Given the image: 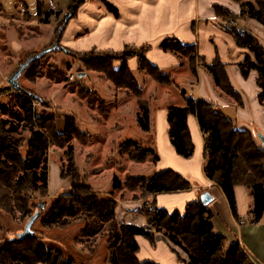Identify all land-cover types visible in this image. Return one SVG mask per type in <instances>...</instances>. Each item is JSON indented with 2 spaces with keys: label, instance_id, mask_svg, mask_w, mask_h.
<instances>
[{
  "label": "trees",
  "instance_id": "16d2710c",
  "mask_svg": "<svg viewBox=\"0 0 264 264\" xmlns=\"http://www.w3.org/2000/svg\"><path fill=\"white\" fill-rule=\"evenodd\" d=\"M230 1L239 4L237 15L225 6L213 5L214 15L222 22L225 31L232 35L235 45L246 50L244 61L238 64L239 73L244 79L251 72L257 74V102L261 105L264 116V48L253 34L236 27L237 21L251 18L264 27V0ZM107 8L115 17L118 16L115 8L109 5ZM69 9L72 11L69 18H72L77 8L69 5ZM151 47L150 43L138 47L125 45L124 50L119 53L103 51L97 53L95 58L88 57L90 52L82 53L85 57L80 61L88 70L101 73L116 89H124L140 99L141 88L127 64L130 59L135 58L136 71L144 72L153 82L166 87L172 84L169 74L147 61L146 54L152 50ZM160 48L179 60L186 58L189 71L194 76L196 68L202 67L224 96L238 107L243 106L241 96L231 86L225 70L226 64L217 56L209 65L198 55L197 47L184 45L175 38H166L160 43ZM115 62L119 64L117 67ZM185 95V91H182L183 107L169 106L166 110L169 144L179 158L185 160L193 156L195 147L188 129V117L194 116L203 134L204 175L222 190L231 215L238 223L240 218L237 215L235 188H246L252 202L247 222L258 224L264 213V150L257 132L254 134L248 129H239L231 118L221 112L216 103L195 101ZM36 102L43 100L24 90L16 91L17 111L14 114L19 117L18 121L22 126L0 119V212H18L21 218L28 220L39 212L37 219H40L44 228H63L70 225L69 221L73 218L84 215L87 220L84 221L86 223L81 231L84 238L80 239V243H88L89 240L94 243L106 225L108 264H157L137 259L136 254L140 248L136 237L147 239L152 245L159 240L165 241L178 259L176 248L186 255V261H182L184 264H255L236 238L229 243L224 235L214 231L212 210L209 205L200 203V200L189 203L183 213H168L157 208L154 202H142L137 213L145 218V228L115 221L116 202L99 197V193L84 181L75 168L70 147L66 149L67 173L60 174L61 180H71L70 189L66 195L58 196L47 207L44 199L48 197L49 186L46 166L48 146L54 143L63 148L71 136L80 138L81 134L76 127L75 117L70 114L61 115L59 111L57 114L52 112L51 116L38 115ZM8 106L9 104L0 102L2 111L7 110ZM137 106L141 114L136 119L142 129L148 131L151 121L149 106L143 100H138ZM60 119L63 122L61 130L57 123ZM20 129L28 134L26 144L15 139L14 135ZM117 149L119 154L126 155L135 163H142L151 156L154 165L157 164V154L141 148L134 141L120 144ZM130 181L146 197L186 192L192 187L187 179L173 170L154 174L150 178L129 177L124 184L114 177L111 187L113 190L122 186L126 188ZM40 205L43 207L40 208ZM43 239L42 234H36L33 230L31 237L23 240L17 237L3 238L0 241V264H77L73 259H67L62 251L45 246Z\"/></svg>",
  "mask_w": 264,
  "mask_h": 264
},
{
  "label": "rangeland",
  "instance_id": "374dc122",
  "mask_svg": "<svg viewBox=\"0 0 264 264\" xmlns=\"http://www.w3.org/2000/svg\"><path fill=\"white\" fill-rule=\"evenodd\" d=\"M11 1L14 0H2L5 8L10 11L13 10ZM26 1L31 15L36 17V0ZM86 1L91 3L101 1L105 10L110 12L107 8L109 4L104 0H70L63 5L64 12L56 11L49 20L48 18L37 21L36 18H32V20L25 11L23 16L11 18L6 22L0 21V102L9 104L6 112L0 108V119L7 120L9 124L18 123L22 126L18 121L19 117L14 114V111H17L16 91L10 88L7 81L18 70V66L25 63L29 57L56 45L39 61L27 66L18 78L22 90L43 100L35 104L39 110L38 115L51 116L52 112L58 113V111L61 115L70 114L75 117L76 127L81 134L80 138L71 136L63 148L54 143L48 146L46 166H48L49 186L48 197L44 199L47 207L58 196L66 195L70 189L71 180L60 179L61 173L63 175L67 173V147L72 150L76 170L84 181L99 193V197L113 201L151 202L150 197L144 196V192L139 187H134L136 184L133 181H130L126 188L122 186L120 189H112L114 177L118 178L121 184H124L129 177L150 178L154 165L151 156L142 163H135L126 155L119 154L117 147L127 141H134L141 148L152 150L158 156L156 124L153 119L157 108L183 107L185 104H182V97L172 87L169 88V92L165 86L153 82L142 71H134L142 92L140 99H137L124 89H116L101 73L88 70L83 65L80 60L85 56L82 53L90 52L88 57L95 58L97 53L103 52L99 48L107 46L109 40L106 37L113 31L112 29L105 31L102 36L100 32L90 36L92 33L87 32L82 26L78 27V24L68 28L69 22L76 20L80 5ZM69 5L74 9L77 8L72 18H69L72 12ZM13 14L16 16L15 13ZM194 25L196 26L195 21H192L188 26V32L192 36L195 35L192 31ZM210 25L212 29L215 28V25ZM221 28L225 31L224 27ZM168 29L171 28L166 27L165 31ZM125 31L117 32L120 41L130 40L131 33ZM133 32L132 34L137 35L138 39L143 38L144 32L141 29ZM212 40L214 41V38L207 39L208 44H211ZM143 44L146 43L138 46ZM123 48L120 51H123ZM77 49L82 50L77 51ZM179 61L188 63L186 58H181ZM114 65L119 64L115 62ZM179 70L184 72L182 67ZM69 76L73 77L72 80L68 79ZM185 93L188 91L185 90ZM138 100L146 101L149 106L151 121L148 131L143 130L136 119L141 114L137 106ZM57 123L58 129L61 130L62 120H58ZM14 136L21 144H26L28 136L26 132L20 129ZM85 219L84 215L73 218L69 221L70 225L63 228H44L40 219H37L33 223L32 230L36 234H42L45 246L62 251L67 259H73L77 264H104L103 260L109 251L107 227L106 225L103 227L94 243L90 240L88 243L85 241L80 243V239L84 238L81 231L86 223ZM247 219L248 217L245 223H248ZM27 221L28 219L21 218L18 212H0V241L3 238L17 237V234L24 230ZM261 221L264 223V216Z\"/></svg>",
  "mask_w": 264,
  "mask_h": 264
},
{
  "label": "crops",
  "instance_id": "0c3cea01",
  "mask_svg": "<svg viewBox=\"0 0 264 264\" xmlns=\"http://www.w3.org/2000/svg\"><path fill=\"white\" fill-rule=\"evenodd\" d=\"M69 1L36 0L37 13L34 17L30 13L26 0L11 1L10 4L13 5L11 11L7 10L0 0V21L6 22L11 18L23 16L25 11L31 19L36 18V21L45 18L49 20L56 11L64 12L63 5ZM104 2L117 10V17L106 11L101 1L93 3L86 1L80 5L76 20L70 21L68 28L78 24V27L82 26L87 32L92 33L90 36L98 32L102 36L105 31L112 29L113 31L106 37L109 40L107 46L99 48L100 51H120L124 45L138 46L142 43H151L152 50L146 54V59L171 76L172 84L168 87L165 86L168 91L172 87L181 96L182 91L186 90L188 91L185 95L187 98L216 103L221 112L231 118L239 129L245 128L254 134L258 132L264 136L263 109L257 102L259 91L256 86L257 74L251 72L248 78L244 79L239 73L238 64L244 61L243 55L246 50L237 47L232 35L222 30V22L215 17L213 10V5L225 6L237 15L239 13L238 3H233L230 0H104ZM13 13L16 16H13ZM192 21H195L196 24L192 29L193 33L195 32V37L188 32V26ZM210 24L215 25V28L212 29ZM237 26L253 34L259 45L264 48V27L262 24L251 18L237 21ZM166 27L171 29L165 31ZM137 29L144 32L141 40L137 35L132 34ZM120 30L130 32L132 35L130 37L128 34L130 40L120 41L117 35ZM166 38H175L184 45L197 47L198 55L202 56L209 65L216 56L223 64L225 63V70L230 78L231 86L241 96L243 106L238 107L230 98L224 96L214 86L211 77L202 67L196 68V76H194L189 71L188 63L180 62L168 52L164 53L160 48V43ZM211 38H214V41H211L212 45L207 42V39ZM81 50L77 49V51ZM127 64L133 72L136 71V60H129ZM181 67L184 72L179 70ZM190 92L191 94H189ZM182 104H184V99ZM166 110L167 108H157L153 116L156 124L159 155L157 164L152 167V175L173 170L187 179L192 187L186 192L151 196L149 200L154 202L157 208L166 210L168 213H173V211L183 213L189 203L199 200L202 193H209L212 197L209 206L213 213L214 231L224 235L229 243L236 238L244 252L255 264H264V223L261 220L258 224L245 223L252 204L248 190L244 187L235 188L237 215L240 218V223H238L231 215L222 190L204 175L203 134L200 132L197 119L194 116L188 117V129L195 150L192 157L183 160L175 154L173 147L169 144ZM115 202V221L147 227L145 218L137 213L142 203L140 200L129 202L115 200ZM158 237L157 235L156 238ZM135 239L140 248L136 254L140 262L184 264L182 261H186V255L183 252L176 248L179 260L177 255L172 252V247L163 240L152 245L142 237ZM108 258L109 251L103 260L104 264H108Z\"/></svg>",
  "mask_w": 264,
  "mask_h": 264
},
{
  "label": "water",
  "instance_id": "95a60500",
  "mask_svg": "<svg viewBox=\"0 0 264 264\" xmlns=\"http://www.w3.org/2000/svg\"><path fill=\"white\" fill-rule=\"evenodd\" d=\"M56 47V45H53L52 48H48V49H45V50H42L38 55H34V56H31L29 57L25 63L19 65L18 67V70L16 72H14L11 77L8 79V84L10 86V88L16 90L17 92H23L22 88L20 87L19 85V82H18V78L22 75V73L25 71V69L27 68V66L29 64H31L32 62L34 61H37L39 60V58L45 54H48L50 53L54 48ZM257 137H258V140L262 146V149L264 150V136L261 134V133H258L257 134ZM200 203H203L204 205H210L211 202H212V197L210 196L209 193L207 192H204L200 195ZM43 206L40 205V208H42ZM39 216V212H36L34 215H32L30 217V219L27 221L26 225H25V228L22 232H20L19 234H17V238L20 239V240H23L25 238H28V237H31V234H32V226H33V223L35 222V220L38 218Z\"/></svg>",
  "mask_w": 264,
  "mask_h": 264
},
{
  "label": "built area",
  "instance_id": "2783aa9c",
  "mask_svg": "<svg viewBox=\"0 0 264 264\" xmlns=\"http://www.w3.org/2000/svg\"><path fill=\"white\" fill-rule=\"evenodd\" d=\"M72 78H73L72 76H69V78H68V79H69V80H72Z\"/></svg>",
  "mask_w": 264,
  "mask_h": 264
}]
</instances>
